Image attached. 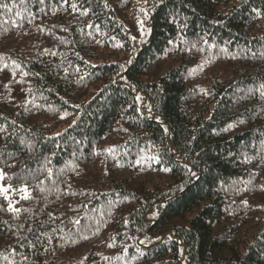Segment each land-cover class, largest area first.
<instances>
[{
  "label": "trees",
  "instance_id": "obj_1",
  "mask_svg": "<svg viewBox=\"0 0 264 264\" xmlns=\"http://www.w3.org/2000/svg\"><path fill=\"white\" fill-rule=\"evenodd\" d=\"M261 85L264 0H0V264H264Z\"/></svg>",
  "mask_w": 264,
  "mask_h": 264
},
{
  "label": "rangeland",
  "instance_id": "obj_2",
  "mask_svg": "<svg viewBox=\"0 0 264 264\" xmlns=\"http://www.w3.org/2000/svg\"><path fill=\"white\" fill-rule=\"evenodd\" d=\"M0 173H2V170L0 168ZM3 174V173H2ZM4 177V175H3ZM0 186H3V187H6V188H9V191L8 193L6 194L7 195V200L9 202H11L12 206L17 209V206L16 204L22 200V199H25L24 196H25V193L21 191L22 188L24 187H18V188H13L11 187L9 184H6L4 182V178L2 180H0ZM3 196H5V194L1 193ZM29 195V192L27 190V197Z\"/></svg>",
  "mask_w": 264,
  "mask_h": 264
},
{
  "label": "snow or ice",
  "instance_id": "obj_3",
  "mask_svg": "<svg viewBox=\"0 0 264 264\" xmlns=\"http://www.w3.org/2000/svg\"><path fill=\"white\" fill-rule=\"evenodd\" d=\"M3 7H4V8H7L8 6H7V5H3ZM9 10H10V9H9ZM261 89H264V85H261ZM262 95H264V91H262ZM3 178H4V177H3V174L0 173V180H2ZM8 191H9V188H6V187H3V186H0V193L5 194V199H7V195H6V194L8 193ZM21 191L25 193L24 198H27V189H26V188H22ZM9 208H11L13 212L18 211L17 209H15V208L12 206L11 202H9Z\"/></svg>",
  "mask_w": 264,
  "mask_h": 264
}]
</instances>
